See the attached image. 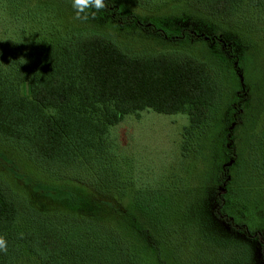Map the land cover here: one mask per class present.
I'll return each mask as SVG.
<instances>
[{
  "label": "trees",
  "instance_id": "obj_1",
  "mask_svg": "<svg viewBox=\"0 0 264 264\" xmlns=\"http://www.w3.org/2000/svg\"><path fill=\"white\" fill-rule=\"evenodd\" d=\"M105 2L100 11L86 8L94 17L89 25L56 27L45 36L19 32L10 45H0V163L8 165L0 166V236L8 242L0 264H21L25 257L31 264H168L160 253L166 236L160 241L150 237L151 220L139 214L149 211L150 203L145 202L146 212L130 211L122 203L117 191L122 172L116 175L113 169L122 162L110 130L144 110L183 113L190 119L183 135L190 144L213 120L224 90L216 85L213 69L203 67L210 63L183 52L181 43L177 48L157 41L158 49L127 52L106 30L105 19L164 37V29L176 30L175 19L186 22L188 27L180 29L184 36L192 35L193 27L211 33L199 38L209 48L211 64L224 60L237 71L230 117L220 114L216 121L229 125L222 153L234 164L238 160L234 132L255 97L242 86L240 67L250 59L247 29L262 31L264 0H192L177 16L151 15L149 25L130 11L132 2ZM20 15L29 14L13 10V17ZM235 24L247 29H235ZM259 140L251 147L246 172L262 179L264 155L255 158ZM105 161L113 166L112 180L101 174ZM228 168L217 170L218 182L203 211H196L203 212L196 223L206 242L223 250L233 244L243 253L246 260L237 264L262 263L256 250L263 258L264 225L255 227L253 236L224 210L235 207L231 192L220 190ZM123 226L146 244L125 240Z\"/></svg>",
  "mask_w": 264,
  "mask_h": 264
},
{
  "label": "rangeland",
  "instance_id": "obj_2",
  "mask_svg": "<svg viewBox=\"0 0 264 264\" xmlns=\"http://www.w3.org/2000/svg\"><path fill=\"white\" fill-rule=\"evenodd\" d=\"M118 1L126 3V6L130 4L128 2H132L128 8L140 15L146 25L151 15L165 13L177 16L185 9V4L193 3L192 0ZM15 9L24 10L29 15L13 17ZM75 11L72 0H0V45H10L19 32L45 36L49 31H56V27L69 30L91 24L94 18L91 13L85 9L88 17L83 18L82 13L81 18L76 19ZM175 20L176 30L172 32L164 29L166 37L148 34L138 27L122 26L112 19H105V28L118 36L120 45L127 52L142 54L147 49H158L160 46L157 41L177 48L181 47V43L184 45L183 52L210 63L203 67L213 69L217 74L216 85L221 86L225 94L221 96L222 101L218 102L217 110L213 112L214 118L204 126L202 133L195 134L198 136L196 141L187 144V139L184 141L183 136L190 124L187 114H166L149 109L139 112L138 115H129L119 125L111 128L109 134L117 144V154L114 155L117 159L121 157L122 163L117 162L116 167H113L105 161L101 174L106 173L105 179L112 180V167L116 175L122 172L117 191L123 197V205L130 211L146 212V203H150L149 211L139 214L151 220L150 237L152 235L155 240L160 241L166 236L164 240L167 243L161 244L160 253L168 264H222L224 260L237 264L246 260L243 253L240 254L239 250L237 252L233 244L223 250L224 246L206 242L196 223L197 214L203 213L196 211H203V202L210 196L212 186L218 182L217 170L232 161H228L222 151L229 126V108L235 99L234 91L238 86L237 71L234 63L228 64L224 60L211 64L214 60H210L209 48L205 41L199 39L201 36L209 38V31L193 27V36L189 33L184 36L180 29L188 27L186 22L182 19ZM236 28L246 30L247 25L235 24ZM261 28V33L247 29V42L251 46L250 59L241 64L239 80L255 97L248 112H244L242 116L243 124L234 132L233 144L238 160L236 164L233 160L228 168L226 181L220 185L222 192L230 191L235 198L234 209L226 207L225 212L236 223L246 225L253 236V229L264 225V177L261 179L246 172L249 170L247 157L253 154L251 147L261 137L263 139L257 145L260 152L255 153V158L260 159L264 155V23ZM182 36L184 38L180 39ZM191 36L196 39L193 40ZM166 53L178 58L184 56L182 52ZM220 114H226L227 120L223 123L216 121ZM12 154L17 157L15 153ZM4 164L3 161L0 163L2 170L5 169L4 166H8ZM25 178L26 182L30 181L29 176ZM123 236L125 240H131L138 246L146 244L144 237L137 238L125 226ZM256 251L262 261L259 264H264L261 249ZM148 260L150 262V254ZM21 264L31 262L25 257Z\"/></svg>",
  "mask_w": 264,
  "mask_h": 264
},
{
  "label": "clouds",
  "instance_id": "obj_3",
  "mask_svg": "<svg viewBox=\"0 0 264 264\" xmlns=\"http://www.w3.org/2000/svg\"><path fill=\"white\" fill-rule=\"evenodd\" d=\"M73 8L75 11V18L80 19L83 13V18L88 17V13L85 9H95L96 11L103 10L106 7L105 0H72ZM8 247V242L4 236H0V252H6Z\"/></svg>",
  "mask_w": 264,
  "mask_h": 264
},
{
  "label": "water",
  "instance_id": "obj_4",
  "mask_svg": "<svg viewBox=\"0 0 264 264\" xmlns=\"http://www.w3.org/2000/svg\"><path fill=\"white\" fill-rule=\"evenodd\" d=\"M232 162H233V160L231 161V163H229V164H226V167H227V166H230V165L232 164Z\"/></svg>",
  "mask_w": 264,
  "mask_h": 264
}]
</instances>
